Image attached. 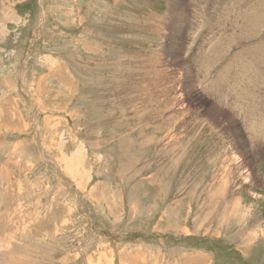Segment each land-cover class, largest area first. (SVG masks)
Here are the masks:
<instances>
[{
    "label": "rangeland",
    "instance_id": "rangeland-1",
    "mask_svg": "<svg viewBox=\"0 0 264 264\" xmlns=\"http://www.w3.org/2000/svg\"><path fill=\"white\" fill-rule=\"evenodd\" d=\"M221 1L0 0V264H264V0Z\"/></svg>",
    "mask_w": 264,
    "mask_h": 264
},
{
    "label": "bare ground",
    "instance_id": "bare-ground-1",
    "mask_svg": "<svg viewBox=\"0 0 264 264\" xmlns=\"http://www.w3.org/2000/svg\"><path fill=\"white\" fill-rule=\"evenodd\" d=\"M227 1H228V0H226L225 3H226ZM220 3L223 4V5L225 4L224 1H221ZM221 4H220V5H221ZM227 6H228V5H227ZM223 7H224V6H223ZM211 9H212V8H211ZM225 10H226V9H225ZM218 12H219V11H218ZM218 12H217V13H218ZM220 14H221V13H220ZM221 15H222V14H221ZM226 15H227V14H226ZM226 76H227V75H226Z\"/></svg>",
    "mask_w": 264,
    "mask_h": 264
}]
</instances>
